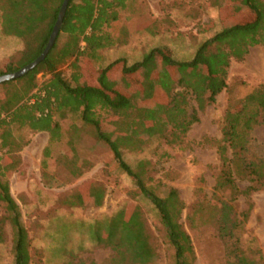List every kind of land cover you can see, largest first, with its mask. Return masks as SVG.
I'll return each instance as SVG.
<instances>
[{
	"label": "rangeland",
	"instance_id": "374dc122",
	"mask_svg": "<svg viewBox=\"0 0 264 264\" xmlns=\"http://www.w3.org/2000/svg\"><path fill=\"white\" fill-rule=\"evenodd\" d=\"M251 18L242 0H132L125 9L117 10L113 34L119 44L108 49L100 63L83 58L75 61L84 75L81 84L99 87L95 72L98 76L118 59H125L130 67L155 48H168L174 60L189 61L197 48L222 28ZM22 49L19 39L0 31V71L16 60ZM67 67L60 70L67 73ZM175 72L170 75L172 81L181 76ZM140 74L143 77V71ZM198 74L203 77L202 72ZM141 77L126 76L121 65L103 77L104 85L123 90L131 100L127 111L114 112L99 122L102 131L119 143L149 133L152 122L144 116L145 108L158 110L154 123L170 129L167 116L171 110L165 108L170 81L159 89L152 78V93ZM48 79V74H39L35 83L40 88ZM226 83L227 90L222 89L213 105L199 111V121L173 143L154 138L142 149L124 150L122 155L158 197L166 196L171 189L178 192L184 205L179 223L190 237L194 264H232L236 256L260 264L264 255V185L248 197L240 195L231 202V218L240 227L230 239L220 237L217 231L219 202L228 197L214 196V188L222 170L217 146L228 98H243L264 83L263 48H250L242 61L232 60ZM22 86L17 83L15 88L22 90ZM6 88L0 86V104L5 101ZM186 99L189 110L196 108ZM56 121L62 130L61 141L51 145L48 159L43 158L48 133L13 129L20 149L0 161L2 180L8 184L28 234L30 264H113V251L97 244L92 231L95 226L102 230L108 219L126 208H138L142 214L155 253L152 264H173V250L165 241L156 210L135 182L117 169L108 147L97 139L95 128L83 124L76 114L57 116ZM242 156L247 161L264 160V126L253 129ZM237 184L241 189L248 186L247 180H237ZM75 194L82 196L83 206L71 204ZM5 216L0 204V218ZM13 236L6 222L0 264H13Z\"/></svg>",
	"mask_w": 264,
	"mask_h": 264
},
{
	"label": "trees",
	"instance_id": "16d2710c",
	"mask_svg": "<svg viewBox=\"0 0 264 264\" xmlns=\"http://www.w3.org/2000/svg\"><path fill=\"white\" fill-rule=\"evenodd\" d=\"M130 1L70 0L62 26L45 59L25 76L0 84L8 87L5 101L0 104V161L5 155L20 149L21 144L13 138V129L48 133V146L43 151L44 160L48 159L51 145L61 141L62 130L56 117L78 115L83 124L95 128L97 139L108 147L117 169L130 177L139 192L153 205L163 227L165 241L173 250V264H194L190 237L179 223L184 205L178 192L171 189L166 196L158 197L145 186L138 170H133L124 161L122 152L140 150L154 138L173 143V139L183 136L199 121L198 112L213 105L222 89L227 90L230 62L242 61L250 48L261 46L264 50V0H242L244 10L252 18L222 28L204 41L189 61H176L170 49L155 48L142 61L130 67L126 65L125 59H118L102 69L98 76L95 72L99 87L81 84L84 75L75 61L83 58L90 63H100L104 53L119 44V39L113 34L117 10L125 9ZM62 2L0 0L2 35L19 39L23 44L17 59L0 71V76L17 72L41 55ZM65 65H68L67 73L60 70ZM116 65H121V71L126 76L141 77L140 71H143V83L148 84L152 93V78H155L153 83L159 89L162 83L167 86L165 83L170 81L165 106L171 110L167 116L170 129L154 123L153 117L159 113L158 110L145 108L147 113L144 116L152 122L147 135L119 143L102 131L99 123L101 118L131 108V100L123 90H112V87L110 89L103 84L104 75ZM175 71L180 72L181 76L172 81L170 75H175ZM152 72L155 75L152 76ZM198 72H202L203 77ZM39 74L49 75L40 88L35 83ZM17 83L23 85L22 90L15 88ZM186 98L193 101L196 108L191 107L189 110ZM261 125L264 126V83L243 98H228L220 128L222 138L217 146L222 170L214 188V196L226 194L228 197L219 202L217 231L220 237L230 239L240 227V223L231 218V202L240 195L248 197L264 185V160L247 161L242 156L247 151L251 132ZM139 166L141 169L143 164ZM3 176L0 165V204L6 213L5 217L0 218V243L3 242L5 224L8 222L14 232L13 264H30L28 234L20 221V213L10 195L8 184L2 180ZM237 180H247L248 186L239 188ZM72 198L71 204L84 205L81 195L75 194ZM103 225L102 230L95 226L92 236L97 244L113 251V264H152L155 253L138 208L119 210ZM232 264L256 263L246 257L236 256ZM260 264H264V255Z\"/></svg>",
	"mask_w": 264,
	"mask_h": 264
},
{
	"label": "water",
	"instance_id": "95a60500",
	"mask_svg": "<svg viewBox=\"0 0 264 264\" xmlns=\"http://www.w3.org/2000/svg\"><path fill=\"white\" fill-rule=\"evenodd\" d=\"M69 1L70 0H63L62 5H61L60 10H59V13H58L56 23L52 29V32L50 34L47 45H46L45 49L43 50V52L41 53V55L38 58H36V60H34L32 63L28 64L27 66L18 70L17 72H14V73H11L8 75L0 76V84L6 83L9 81H13V80H16V79H19V78L25 76L28 72H30L32 69H34L36 66H38L39 63H41L45 59L48 52L52 48V46L56 40L57 34L59 33V30L62 26L63 17H64V14H65V11H66V8H67Z\"/></svg>",
	"mask_w": 264,
	"mask_h": 264
}]
</instances>
